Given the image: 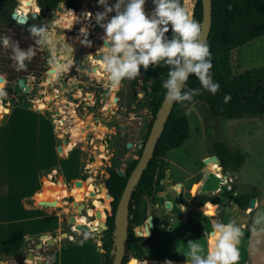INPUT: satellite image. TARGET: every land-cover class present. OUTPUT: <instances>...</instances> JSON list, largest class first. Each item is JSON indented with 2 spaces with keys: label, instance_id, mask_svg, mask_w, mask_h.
Masks as SVG:
<instances>
[{
  "label": "rangeland",
  "instance_id": "1",
  "mask_svg": "<svg viewBox=\"0 0 264 264\" xmlns=\"http://www.w3.org/2000/svg\"><path fill=\"white\" fill-rule=\"evenodd\" d=\"M92 1H94L93 4ZM96 1L84 0L77 11L80 13H77L78 15L74 18L65 8L55 11L53 22L46 25L48 46H42L50 53V71L46 79L38 87L32 86V80L25 81L27 87H31L29 92H25V89L20 87V81L13 85L18 91H23L20 93L19 106L25 102L33 103L34 111L44 113L54 123L59 145L63 147V151L60 153L63 156V166L54 159L45 161L50 143L48 142L49 128L44 121L21 111L11 116L10 119L2 121L14 111L13 105L9 112L0 115V218L3 219L0 225V238L8 239L10 237V241L8 240L5 245L4 242L1 244L3 247H10L13 250L20 246L25 234H31V237L25 239V243H29V245H25L26 248L31 247L35 249V252L42 253L49 248L47 244H44L43 249H36L43 240L41 235L34 234L55 228L57 218H50L42 214L36 218L39 219L36 221L22 220L21 216H24L25 212L20 204V198L24 194L23 191L37 181V166L40 164L47 168L51 166L62 172L63 178L60 173L58 179H54L52 182L48 176L51 171H42L40 178L41 184L47 188L44 190L45 194L51 193L48 188L50 185L54 186L55 193L60 192L56 199L63 202V205L59 206L63 208L62 233L68 232L76 239L74 242H78L80 239L76 238L77 234L75 235L74 231L80 229L76 225H85L87 230L83 231L81 236H88L87 241L100 248L101 256L97 264H105L104 231L102 227L98 229L95 223H91L97 217L93 208H95L94 205L101 191L106 188L105 181L109 177V169L112 167L114 159L118 157L117 160H120L121 163L119 169L123 171L131 160L138 159L141 152L140 147L146 142V136L150 131L154 117L146 108L147 99L139 97L134 102L136 108L132 106L127 110L124 108L116 110L113 103L114 95L111 101H107L105 95L102 98L100 94H95L93 98L100 99L96 105L95 103L91 104L85 95L79 98L81 101L79 105L67 98L63 100L64 80L68 79L66 77L63 80V66L68 68L71 65L70 60L79 46L80 39L74 37H77L75 32L79 28L78 24L81 23L80 19L84 9L82 5H96ZM151 1L146 0V12L154 9V7H149ZM194 1L195 7L197 0ZM35 3L37 4V2ZM18 4V0H16V8ZM230 62L232 78L250 70L264 69V37L233 51ZM69 81L73 83L76 79L73 78ZM68 90H72L74 98L81 95L75 86L69 87ZM82 92L84 91L82 90ZM1 100L3 103H7L0 97V111L2 110ZM40 102L48 104L47 107H41ZM39 105L42 110L37 109ZM187 114L191 126L190 137L180 148L171 150L166 156V178L161 181L162 190L160 191L163 192L164 189L168 195L164 200L172 203L175 202V197L173 199L171 195L180 193L178 206L175 205L169 209L165 207L166 204L165 206L162 204L163 199H160V192H158L156 204H148V215L165 217L174 215L173 210H175L174 213L179 218L186 219L189 215L190 221L186 225L175 222H172L169 227L162 224L156 225V228L152 230V236L146 237L144 259L186 260L187 258L180 252L186 250L189 240H200L202 244L206 243L203 239L204 232L205 229H210L212 219L228 221L229 218H234L242 228L247 227L248 213L222 212L213 207L199 210L194 205V199L203 191L192 193V187L194 183L200 182L203 178L205 168L211 167L219 170L226 181L225 184H221V180L213 178L205 185V191L207 189V191L217 192L222 197L227 196L234 188L237 192L264 195V118L212 117L208 107L200 102L193 105ZM73 116L82 121L75 122L77 118H71ZM91 122L95 123L94 130L90 131L86 137L76 141L77 144L75 143L73 149L65 153L64 147L68 145L66 142L73 141L74 133L70 130H74L77 124ZM122 126L123 130H121ZM17 136H22V140L20 141ZM128 142L132 143L133 147H124ZM216 143L226 144L247 155L245 164L237 171V180H235V175L229 176L220 170L217 161L205 164L204 160L207 157L215 155L214 144ZM66 183L73 191L76 190L78 184L79 188L71 194L69 190L65 189ZM59 185L63 187V191L59 190ZM220 187L223 190L218 192ZM228 188L230 190H227ZM81 191L85 193L84 199L79 196ZM93 192L96 193V196L91 195ZM205 194L211 193L202 195ZM70 195L73 196L70 197ZM109 200V209L105 211L104 223H106L107 217L112 214L113 199L109 198ZM99 201L104 202L102 199ZM37 205L51 210L58 208V206L43 207L39 203ZM82 205L84 208H81L82 211H80L79 208ZM186 207L192 210L187 212ZM72 217L76 218L77 224L71 223ZM147 222L134 230L139 235H146ZM145 224L147 227H143ZM92 225L94 228L91 227ZM242 232H244L243 229ZM56 235L57 233L53 236ZM69 241L67 237L59 243L67 244ZM47 257H50V254H47ZM12 259L13 257L7 263H13ZM29 261L31 262L32 259H27V262ZM1 262H5L4 259H0V264ZM136 264H152V261L147 259L138 261ZM153 264L158 263L154 260Z\"/></svg>",
  "mask_w": 264,
  "mask_h": 264
},
{
  "label": "trees",
  "instance_id": "2",
  "mask_svg": "<svg viewBox=\"0 0 264 264\" xmlns=\"http://www.w3.org/2000/svg\"><path fill=\"white\" fill-rule=\"evenodd\" d=\"M83 0H37L40 8V15L37 20H32L26 25H20L12 21L11 13L16 7V0H0V35H7L12 42H19L22 48L34 44V39L29 34V27L32 25H47L53 22L54 12L62 3H67V8L78 9ZM213 3V25L207 41L212 53V75L218 81L220 88L215 95L202 90L200 95L194 97L191 102H176L173 110L165 124V129L156 145L154 156L147 169L144 171L138 185L136 186L130 203L129 236L126 243V255L123 264H127L131 258L144 259L146 255L144 237L135 234V228L143 225L148 215V204L157 202V193L162 190L161 181L166 178L165 158L171 150L180 148L190 137V120L187 111L197 103L205 104L212 117L226 119H237L243 117L264 118V69L250 70L234 78L231 77V53L244 45L264 37V0H212ZM193 17L202 23L203 3L197 0L194 9L190 12ZM170 34V33H169ZM35 46V45H34ZM36 47V55L31 62L26 61L27 68L17 71L12 60V49L0 46V97L5 102H10L13 107L20 105V93L13 85L21 79L32 80V86L38 87L47 77L50 71V53L42 48ZM168 66H150L147 70V108L154 116L150 131L146 136V141L150 135L153 123L158 110L164 102L165 89L162 81L166 78ZM190 88H199L200 84L194 76H190L187 81ZM225 94H230L231 99L224 103ZM188 105V107L185 106ZM24 105V104H23ZM22 105V106H23ZM146 143V142H145ZM126 147V144L124 145ZM215 155L219 158L221 165L219 168L224 172L237 173L246 162L247 155L241 150L232 149L226 144H214ZM142 155V151L138 158ZM116 157L112 167L109 169V177L105 181L104 188L93 208L101 213V217H96L91 223H96L99 229L106 218L105 211L109 209V197L112 201V214L107 217V230L104 231L103 248L105 249V264H112L111 254L114 248V232L116 230V213L118 205L124 193L128 179L138 164V159L131 160L124 170L125 176L118 173L121 168L120 160ZM218 162V161H217ZM222 166V167H221ZM62 190L63 187L58 186ZM66 188V187H65ZM60 195L57 191L55 195L44 197L45 200L56 199ZM73 195H70L72 197ZM164 191L160 193V199L167 198ZM257 197V193L237 192L234 203L243 212H250V200ZM99 199L104 200L100 202ZM194 205L203 209L219 208L222 201L219 196L205 194L194 199ZM156 225V220L154 221ZM28 237L26 238V240ZM81 240H88L87 237H79ZM29 245V243H26ZM31 248V247H27ZM140 261V260H138ZM135 261V264L138 262Z\"/></svg>",
  "mask_w": 264,
  "mask_h": 264
},
{
  "label": "clouds",
  "instance_id": "3",
  "mask_svg": "<svg viewBox=\"0 0 264 264\" xmlns=\"http://www.w3.org/2000/svg\"><path fill=\"white\" fill-rule=\"evenodd\" d=\"M97 3L103 8L94 15L96 24L103 29L100 36L103 44L97 53L102 57L110 90L118 91L123 81L136 79L141 75V66L147 71L150 66L164 65L168 66L162 81L167 103L191 102L202 90L217 93L220 84L213 79L212 53L201 38V23L188 10L189 0H153L155 7L150 14L145 10L146 0H97ZM83 16L93 19L91 12ZM28 31L34 44L26 48L18 41L12 42L9 36L0 35V46L12 49L11 58L17 71L26 69V61L35 57V46H48L46 25H32ZM81 33L84 36L81 44L91 47L88 29L81 28ZM190 76L199 81V88L188 87ZM230 99L231 95L225 94L224 103ZM151 220L147 222L146 237ZM254 224H264V213H257ZM242 235V226L234 218L227 222L212 219L210 229L204 232L206 243L189 240L186 250L180 253L187 258L186 264H237ZM129 264H135V258ZM164 264L173 261L166 259Z\"/></svg>",
  "mask_w": 264,
  "mask_h": 264
},
{
  "label": "crops",
  "instance_id": "4",
  "mask_svg": "<svg viewBox=\"0 0 264 264\" xmlns=\"http://www.w3.org/2000/svg\"><path fill=\"white\" fill-rule=\"evenodd\" d=\"M19 111L32 114L47 124L49 128L48 142L50 143V149L48 151L45 161H51L54 159V160H57V162L61 164V166H63V156L60 155L61 152L59 151V147H60L59 138L56 135L54 123L44 113L40 111H34L32 108L23 107V106L15 107L11 115L2 121L10 119L11 116H14ZM17 138L20 141L22 140V136L21 137L17 136ZM53 170H56L58 172L56 179H58V176L60 175V173L63 178V173L59 172L57 168H52L51 166L47 168V167H42L41 164L38 165L36 169L37 175H38L37 181L34 184H32L30 187H27L23 191L24 194H22L20 198V204L22 205L23 211L25 212L24 216H21L22 220L36 221V220H39L36 218L40 217V215L42 214L50 218H57V226L55 228H51L50 230H44L34 235L53 236L55 235V233L60 234L63 232V208L58 207L56 209L51 210L48 208H41L39 205H37L40 201L45 200L44 197L55 195L54 186L52 185L48 187L50 188L51 193L50 194L44 193V190L47 188H45L44 184L43 185L41 184V178H40L41 177L40 174L42 171L52 172ZM234 175H235V180H237L238 174L235 173ZM233 183H235V181H233ZM236 184L238 185L237 181H236ZM66 186L67 187L65 189L69 190L71 194L75 193V191L79 188V184L77 185V188L75 191L70 189L68 183H66ZM60 191H63V188ZM204 193H211L212 195H216V196L219 194L217 192L207 191V189L206 191L204 189L203 192L200 194L202 195ZM236 194H237V190L232 188L231 192L228 193L227 195L229 202L235 204L234 197ZM179 195L180 193L177 195L176 194L171 195L173 199L175 197V202L173 203L174 207L175 205L178 206V203L180 200ZM219 197L221 199V195ZM162 199H163L162 204L165 205L168 201L166 202V200H164L165 198H162ZM255 199H256V205L257 204L258 205L254 209H252V211L243 212L238 208L239 213L249 214V221L247 222V227L242 228L244 232H243V235L241 236V242L239 245L240 258L237 261V264H264V230H261L262 228H264V224L262 225L254 224V218L257 216V213H264V195L257 194V197ZM53 200H57V199H53ZM190 210L192 209L190 208ZM174 212L175 210H173L174 215L172 216L175 218V223H181L183 225H186L187 223H189L190 221L189 215L186 217V219H183V218H179ZM214 217H216V215H214ZM2 221L3 219L0 218V225L2 224ZM223 221L227 222V220H223ZM81 235L82 234H77L76 238L81 237ZM31 236H32L31 234H28V235L25 234L22 237V242L20 246L17 249H13V250L10 247H3L1 244L4 242V245H5V243L8 240L10 241V237L9 238L7 237L8 239H6V237H1L0 238V241H1L0 242V259H4V261L7 263V261H10L11 258L13 257L12 259L13 263L23 264V259H24L23 256L29 250V248H26L25 246L26 245L25 239ZM60 241L61 240H58L54 247H49L48 249L44 250L43 253L35 252V249L30 248L34 250L33 255L35 257V260L32 262L30 261L26 262L25 264H97L98 263V259L101 256L100 248L96 247L90 241H87V240H79L78 242L69 241V243L67 244H63V243L60 244L59 243ZM47 254H50V257H47ZM147 259H151L152 264L154 260L158 264H164V261L166 260L162 258H157V259L147 258ZM147 259H144V260H147ZM140 261H143V260H140ZM172 261H173V264H186V260H172Z\"/></svg>",
  "mask_w": 264,
  "mask_h": 264
},
{
  "label": "water",
  "instance_id": "5",
  "mask_svg": "<svg viewBox=\"0 0 264 264\" xmlns=\"http://www.w3.org/2000/svg\"><path fill=\"white\" fill-rule=\"evenodd\" d=\"M34 1L37 2V0H34ZM202 3H203V20L201 23V26H202L201 38H202L204 43H207L209 36H210V33H211V30H212V25H213V3H212V0H202ZM150 5H151V7H155L153 0L151 1ZM64 7H67V3H65V2L59 6L58 10H62ZM37 16H38L37 13L31 14V17H33V18H37ZM12 19L16 20L19 24H27L29 22L30 18L27 15L19 14L18 10L16 9L12 13ZM144 74H146L145 71H144ZM20 87L22 89H25V92H29L31 89V87H27L24 79L20 80ZM174 104L175 103L169 104L164 100L161 108L158 110L156 119H155L153 127L151 129V133L148 137L147 142L145 143V146L140 147L143 150L142 155L140 158H138V164L136 165V167L134 168V170L132 171V173L128 179L127 185L125 187L124 193L122 195V198L120 200V203H119L118 209H117V213H116V230L114 232V248L111 251V254L113 256L112 264H123V261H124L125 255H126V243H127L128 236H129V224H130L129 220H130V218H132V216L130 215V203H131L132 194H133L136 186L138 185L144 171L147 169L150 161L152 160V158L154 156L156 145H157L159 138L161 137V135L165 129V124L168 121V118H169V116L173 110ZM23 107H29V108L34 109L35 105L33 103L25 102ZM66 143L68 144L69 142L67 141ZM132 146H133L132 143L127 144V148H131ZM59 151L60 152L63 151L62 146L59 147ZM213 160L218 161L219 164L221 165V162L216 155L211 156V157H207L204 160V162H205V164H208ZM222 170H223V168H222ZM118 173L122 176H125V172L123 170H118ZM208 174H209V171L206 170L203 174V178L200 180L201 183L206 180V178L208 177ZM225 174L229 175V176H233L235 173L227 171V172H225ZM197 186H198V184L193 185L192 193H196ZM91 195L96 196V193L93 192V193H91ZM108 197L112 198L109 193H108ZM39 204L43 205V207L55 206L54 204L46 202V201H40ZM204 205H206V204H204ZM204 205H201L197 208L199 210H202L204 208ZM166 207L168 209L172 208L173 203L168 201L166 203ZM255 207H256V199L253 198L250 200L249 208L254 209ZM81 208L83 209L84 205H82L79 208L80 211H82ZM185 210L187 212H189L190 208L186 207ZM96 215H97V217H101V213L99 211H96ZM151 218H152V220L150 222L151 226L149 228V237L152 235V230H154V228H155L154 223H153V217L149 216L148 220H150ZM71 223L77 224L75 217L71 218ZM170 223H171L170 219H166L165 221H163V224L166 226H169ZM76 226L80 230L74 232L75 235L81 234L83 231L87 230L85 225L77 224ZM101 227L103 228V231L107 230L106 223H103L101 225ZM69 236H70V234L68 232H65L62 234L57 233L56 236L43 235L41 237L43 242L39 243V245H37L36 249H43L44 244H47L49 247H54L56 242L58 240H60V237L62 239H65ZM33 252H34L33 249H29L24 254L23 264H25L27 262V259H32V261L35 260ZM1 264H8V263L1 262ZM11 264H17V263H11Z\"/></svg>",
  "mask_w": 264,
  "mask_h": 264
},
{
  "label": "flooded vegetation",
  "instance_id": "6",
  "mask_svg": "<svg viewBox=\"0 0 264 264\" xmlns=\"http://www.w3.org/2000/svg\"><path fill=\"white\" fill-rule=\"evenodd\" d=\"M83 1L80 3L78 9H73V10L79 11L80 6L83 3ZM110 2H111V0H110ZM91 3L93 4L94 1H92ZM82 6L84 8L83 13L91 12L93 14V19H91V20L85 19L83 16V13H82V17L80 19L81 23L78 24L79 28L75 32L77 34V37H74V38L80 39L78 49L70 60L71 65L68 68H65L63 66V80L66 77L68 78L67 80H64L65 83L63 85V100L65 98H67L69 101H73L76 105H79L81 103L79 98H82L85 95V97H87L90 100L91 104L95 103V105H96V104H98V101L100 99H97L95 97L93 98V96H95V94H100L102 98L105 95L107 98V101H111V99L113 98V95H114V102L113 103L115 105L114 107L116 108V110H119L120 108H124L125 110H127L132 106H133V108H136V105L134 104V102H135L137 97H139L141 99H147L146 98L147 85H149L151 83L150 81H147V79H146L147 78V71H145L144 68L141 66V75H139L136 79L123 81L118 91L110 90L109 83L106 80V76H105V73L103 72V68H102V64H101V60H100V59H102V57H100V54L97 53V50L103 44V41L100 39V36L103 34V29L99 25L96 24L95 19H94L95 13L97 11H103V8L100 5H98L97 1H96V5H88L87 6L86 4H84ZM149 7H151V6H149ZM64 8H66V11H68V12H69V10H71L67 7H64ZM16 9L17 8L15 7V9L12 11V13ZM151 10H152V8H151ZM12 13L10 16L11 19H12ZM148 13H151V11ZM31 14L28 15L30 18L29 22H31L32 20H37L38 16L40 15V12L37 13L38 14L37 18L31 17ZM114 14L115 13H112L111 15H114ZM54 16H55V12H54ZM12 21L19 24L16 20L12 19ZM20 25H26V24H20ZM47 25H49V24H47ZM81 28H87L88 29V37L87 38L92 41L91 47H88V46L81 44L80 41L84 38L83 34L81 33ZM144 71L146 74H144ZM73 78H75L76 81L73 83H70L69 80H73ZM19 84H20V82H19ZM72 86H75L77 89H79V90H77V92L81 93V95H78L77 98H74V94H73L72 90H70V91L68 90L69 87H72ZM82 90L84 92H82ZM91 104H89V105H91ZM146 108H147V105H146ZM147 110L149 111L148 108H147ZM123 129H124V127L122 126L121 130H123ZM128 143H130V142H128ZM128 143H126V148H127ZM142 146H145V143ZM141 151H143V150L141 149ZM149 216L153 217V223L156 220V225H160V224L164 225L163 221H165L166 219H170L171 223L175 222V218L172 215H167L165 217H160L159 215H154V216L149 215ZM147 221H148V219H147ZM171 223H170V225H171ZM156 225L154 224L155 228H156ZM135 234L139 237L146 238V235H144V234L139 235L137 233V231H135ZM138 260H142V259H138Z\"/></svg>",
  "mask_w": 264,
  "mask_h": 264
},
{
  "label": "bare ground",
  "instance_id": "7",
  "mask_svg": "<svg viewBox=\"0 0 264 264\" xmlns=\"http://www.w3.org/2000/svg\"><path fill=\"white\" fill-rule=\"evenodd\" d=\"M194 0H189V5H188V10L189 12H191L193 9H194ZM18 6H17V10H18V13L21 14V15H29L31 13H39L40 12V8L39 6L35 3L34 0H18ZM66 9V8H65ZM80 13V12H78ZM69 14L73 15V18L76 17L78 14H77V11L71 9L69 10ZM68 15V14H67ZM69 16V15H68ZM70 17V16H69ZM68 18V17H67ZM78 18V17H77ZM74 20V19H73ZM69 21V20H68ZM56 97V96H55ZM41 104V107H47L48 104L44 103V102H40ZM40 105L37 107V109L39 110H42V108L40 107ZM71 118H77L75 116L71 117ZM78 121H82L81 119H78L75 121V122H78ZM94 126H95V123L94 122H91L89 124H77V126L74 128V130H70L71 132L74 133L73 135V141L71 143H68L67 146L64 147V152L65 153H68L70 152L73 147L75 146V143L76 141H78L79 139L83 138V137H86V135L94 130ZM98 129V128H97ZM101 130V129H100ZM72 133V134H73ZM104 133V132H102ZM77 144V143H76ZM104 151V149H103ZM106 158V157H105ZM107 159V158H106ZM214 161V160H213ZM212 162V161H211ZM219 163V162H218ZM208 170L209 171V174H208V177L206 178V180L204 182H198V183H194V184H198L197 186V189H196V193H200L202 192L204 189H205V185L211 181L213 178H216V179H219L221 180V184H225L226 181L224 180L221 172L219 170H215L211 167H207L205 168L204 172ZM221 170V169H220ZM53 182V181H52ZM193 184V185H194ZM222 187H220L219 189V192L222 191ZM227 190H230L229 188ZM79 196L81 199H84L85 198V193L84 191H81L79 193ZM222 199V204L220 205L219 208L217 209H220L219 211H222V212H238V207L237 205L229 202L228 200V197L227 196H222L221 197ZM42 201H46V202H49V203H52L54 204L55 206H62V202L59 201V200H42ZM222 207V208H221ZM146 223V222H145ZM96 224V223H95ZM92 228H94V225L91 226ZM143 227H147V224H145ZM146 229V228H145ZM147 230L148 228L146 229V233H147ZM145 231V230H144ZM141 232V231H140ZM149 237V235H148ZM135 261H138V259H135ZM32 262V261H31Z\"/></svg>",
  "mask_w": 264,
  "mask_h": 264
},
{
  "label": "built area",
  "instance_id": "8",
  "mask_svg": "<svg viewBox=\"0 0 264 264\" xmlns=\"http://www.w3.org/2000/svg\"><path fill=\"white\" fill-rule=\"evenodd\" d=\"M1 106H2V110L0 111V115L6 114L7 112H9V109L11 107V103L10 102L3 103L2 100H1ZM57 175H58V172L56 170H53L51 173L48 174L49 178L53 182H54V179L57 178ZM74 232H76V231H74ZM68 238H69V240L71 242H74L75 241V238L72 235H70ZM60 240L63 241L62 238Z\"/></svg>",
  "mask_w": 264,
  "mask_h": 264
}]
</instances>
